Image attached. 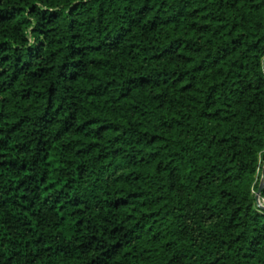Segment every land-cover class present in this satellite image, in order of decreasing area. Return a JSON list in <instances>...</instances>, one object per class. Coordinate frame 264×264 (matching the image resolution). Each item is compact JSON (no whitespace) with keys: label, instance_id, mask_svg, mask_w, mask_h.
<instances>
[{"label":"trees","instance_id":"obj_1","mask_svg":"<svg viewBox=\"0 0 264 264\" xmlns=\"http://www.w3.org/2000/svg\"><path fill=\"white\" fill-rule=\"evenodd\" d=\"M263 169L264 0H0V264H264Z\"/></svg>","mask_w":264,"mask_h":264},{"label":"water","instance_id":"obj_2","mask_svg":"<svg viewBox=\"0 0 264 264\" xmlns=\"http://www.w3.org/2000/svg\"><path fill=\"white\" fill-rule=\"evenodd\" d=\"M263 186H264V169L262 171L261 182L258 186V189H257L255 195H254L255 203L257 204L258 207H260L264 210V205H262L260 203L261 190H262Z\"/></svg>","mask_w":264,"mask_h":264},{"label":"built area","instance_id":"obj_3","mask_svg":"<svg viewBox=\"0 0 264 264\" xmlns=\"http://www.w3.org/2000/svg\"><path fill=\"white\" fill-rule=\"evenodd\" d=\"M261 201H262V205H264V197H260V203H261Z\"/></svg>","mask_w":264,"mask_h":264}]
</instances>
